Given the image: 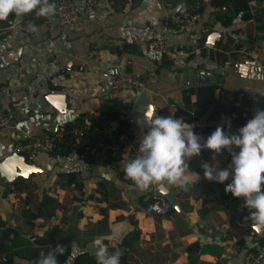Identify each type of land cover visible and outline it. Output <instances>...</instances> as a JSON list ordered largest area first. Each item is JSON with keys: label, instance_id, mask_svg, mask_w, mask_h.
Instances as JSON below:
<instances>
[{"label": "crops", "instance_id": "obj_1", "mask_svg": "<svg viewBox=\"0 0 264 264\" xmlns=\"http://www.w3.org/2000/svg\"><path fill=\"white\" fill-rule=\"evenodd\" d=\"M248 5L250 17L230 0H99L95 16L82 12L64 26L50 28L34 11L0 21V107L11 116L0 129V158L19 141L58 139L29 162L37 166L29 177H0V264H36L57 245L65 248L59 264H97L88 248L97 239L121 253L120 264H241L264 246L244 198L225 192L231 177H203L205 162L228 167L227 150L213 158L202 149L189 161L201 179L162 185L171 211L145 213L158 186L142 191L123 172L139 154L150 106L142 122L129 119L140 92H113L109 79L114 65L142 77L151 116L182 118L204 139L218 125L237 133L264 110V0ZM188 8L198 20L166 34L168 52L150 50L167 12ZM66 135L70 150L58 146ZM46 196L54 201L44 205Z\"/></svg>", "mask_w": 264, "mask_h": 264}, {"label": "clouds", "instance_id": "obj_2", "mask_svg": "<svg viewBox=\"0 0 264 264\" xmlns=\"http://www.w3.org/2000/svg\"><path fill=\"white\" fill-rule=\"evenodd\" d=\"M33 11L38 16L49 17L56 9L49 0H0V21L6 20L11 13L21 16ZM30 27L34 30V26ZM147 124L139 154L124 168L126 178L137 188L143 191L164 184L185 188L196 184L201 177L190 171L191 158L199 156L202 149L211 150L213 158L227 150L232 157L228 167L221 169L205 162L201 164L203 177L218 183L231 177L225 192L236 198L243 197L244 207L250 212L248 219L264 228V110L257 109L254 117L237 133L226 132L223 125H218L207 139L196 134L193 126L182 118L153 114ZM64 251L63 246L57 245L36 264H59L57 255ZM95 255L97 264H120L119 251L109 254L107 248L100 247Z\"/></svg>", "mask_w": 264, "mask_h": 264}, {"label": "built area", "instance_id": "obj_3", "mask_svg": "<svg viewBox=\"0 0 264 264\" xmlns=\"http://www.w3.org/2000/svg\"><path fill=\"white\" fill-rule=\"evenodd\" d=\"M55 4V14L49 17L41 16L45 23L50 27L64 26L76 21L82 12L87 16H95L99 8V0H85L84 6H79L75 0H49ZM199 18L198 13L186 9L182 12L170 9L166 14V32L158 34L155 38L149 41L148 47L150 50L157 52H168V40L166 34H179L186 31L189 25ZM177 56L186 57L188 53L185 50H177ZM110 89L113 92L124 90H136L138 92L146 91L145 79L139 76L130 75L122 72L121 68L114 65L109 68ZM244 117L248 118L249 113L245 112ZM11 116L9 113L0 107V129L7 127L10 124ZM65 129L63 128L62 131ZM58 139L56 135L44 133L42 135L19 141L15 144L14 150L18 154L23 155L28 162L34 161L40 154L53 150ZM172 204L162 197H153L145 206L146 214H167L171 211ZM247 225H251L250 222ZM6 261V258H4ZM264 263V246L252 251L247 256L246 260L241 264H263Z\"/></svg>", "mask_w": 264, "mask_h": 264}, {"label": "water", "instance_id": "obj_4", "mask_svg": "<svg viewBox=\"0 0 264 264\" xmlns=\"http://www.w3.org/2000/svg\"><path fill=\"white\" fill-rule=\"evenodd\" d=\"M246 65H250L252 68L254 67V64L252 62H247ZM147 104H149L147 99V93L146 91H143L138 96L134 109L129 116V119L139 123L142 122L141 114L145 106H150L146 107V113L147 115L150 114L151 116V104ZM236 151L238 152V150ZM35 171H37V166L33 163H29L23 155L18 154L15 151H12L9 154L0 158V177H5L9 184H11L17 177L27 178L30 176L31 173ZM156 196L167 198L170 201L172 200L171 192L165 190L162 186H158L156 188ZM100 247L105 246L101 244L99 239L93 241L88 246L91 253H96L97 249Z\"/></svg>", "mask_w": 264, "mask_h": 264}, {"label": "trees", "instance_id": "obj_5", "mask_svg": "<svg viewBox=\"0 0 264 264\" xmlns=\"http://www.w3.org/2000/svg\"><path fill=\"white\" fill-rule=\"evenodd\" d=\"M230 1H232L234 3V5H235V7H236V9L238 11L239 10L240 11L244 10L246 12V16L247 17H250V14H249V5H248L250 0H230ZM230 21H231V18L225 19V22L227 24L230 23ZM213 90L214 89L211 88V91H213ZM70 129H71V127L68 126L66 130L69 131ZM70 142H71L70 136L69 135H66L65 138H64V141L62 143H60V144L58 143V146H64L67 150H70V148H71ZM66 149L65 150H62V153L65 152V151H67ZM123 176L126 178L125 172H123ZM44 200H45L44 205L47 204V203H49V202L54 201L52 198L47 197V196L45 197ZM126 242H127V240H126ZM195 246L196 245H192L191 247L193 248Z\"/></svg>", "mask_w": 264, "mask_h": 264}]
</instances>
